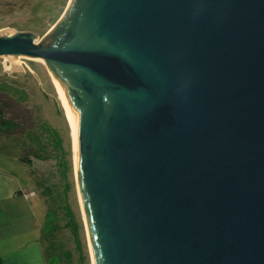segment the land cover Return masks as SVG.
Masks as SVG:
<instances>
[{
	"label": "water",
	"instance_id": "95a60500",
	"mask_svg": "<svg viewBox=\"0 0 264 264\" xmlns=\"http://www.w3.org/2000/svg\"><path fill=\"white\" fill-rule=\"evenodd\" d=\"M1 57L76 124L93 264H264V0H72Z\"/></svg>",
	"mask_w": 264,
	"mask_h": 264
},
{
	"label": "rangeland",
	"instance_id": "374dc122",
	"mask_svg": "<svg viewBox=\"0 0 264 264\" xmlns=\"http://www.w3.org/2000/svg\"><path fill=\"white\" fill-rule=\"evenodd\" d=\"M68 2L0 0V36L31 33L45 45ZM3 100L5 119L19 126L0 135V253L28 247L25 254L35 259L23 264H91L72 133L47 68L34 59L1 57Z\"/></svg>",
	"mask_w": 264,
	"mask_h": 264
},
{
	"label": "bare ground",
	"instance_id": "6f19581e",
	"mask_svg": "<svg viewBox=\"0 0 264 264\" xmlns=\"http://www.w3.org/2000/svg\"><path fill=\"white\" fill-rule=\"evenodd\" d=\"M71 1L72 0H69V2L67 3V6L63 12V14L65 13V11L69 8L70 4H71ZM62 17V15H61ZM60 17V19H61ZM57 22V21H55ZM54 22V23H55ZM12 58V57H11ZM25 58H28V59H34V60H37L39 62H41L44 66H45V62L42 60V59H39V58H31V57H25ZM48 70V69H47ZM49 72V71H48ZM50 73V72H49ZM51 76V74H50ZM52 78V76H51ZM53 79V78H52ZM54 83V81H53ZM55 85V84H54ZM56 90H57V93H58V96H59V92H58V88L55 86ZM60 98V97H59ZM61 103H62V106H63V109H64V112H65V116L67 118V121L69 123V126H70V129H71V133H72V145H73V162H74V173H75V179H76V185H77V178H76V147H77V137H76V134H77V129H76V124L75 122L70 118V115H69V112L66 108V105L64 103V101L61 99ZM77 194H78V187H77ZM78 198H79V194H78ZM79 203H80V198H79ZM80 206H81V203H80ZM82 210V209H81ZM84 219V218H83ZM85 225V224H84ZM87 232V230H86ZM87 237H88V234H87ZM88 245H89V239H88ZM89 251H90V246H89ZM90 256H91V251H90ZM91 264H93L92 262V256H91Z\"/></svg>",
	"mask_w": 264,
	"mask_h": 264
},
{
	"label": "crops",
	"instance_id": "0c3cea01",
	"mask_svg": "<svg viewBox=\"0 0 264 264\" xmlns=\"http://www.w3.org/2000/svg\"><path fill=\"white\" fill-rule=\"evenodd\" d=\"M27 250H28V247L24 248V250L16 252V253L9 252L7 255H3L2 253H0L3 264H23V262L25 260L31 261V260L35 259V258H33L34 255H31L29 258V256L27 254H25V251H27ZM37 252H38L39 259H40L39 262H42L43 257H41L39 255L40 250L37 249Z\"/></svg>",
	"mask_w": 264,
	"mask_h": 264
},
{
	"label": "trees",
	"instance_id": "16d2710c",
	"mask_svg": "<svg viewBox=\"0 0 264 264\" xmlns=\"http://www.w3.org/2000/svg\"><path fill=\"white\" fill-rule=\"evenodd\" d=\"M5 102L0 101V135H11L10 132L13 128H17L19 124H17L12 118H6V115L9 114L7 111H3V107L5 106ZM7 106V105H6ZM0 264H3L1 256H0Z\"/></svg>",
	"mask_w": 264,
	"mask_h": 264
},
{
	"label": "flooded vegetation",
	"instance_id": "af4514ba",
	"mask_svg": "<svg viewBox=\"0 0 264 264\" xmlns=\"http://www.w3.org/2000/svg\"><path fill=\"white\" fill-rule=\"evenodd\" d=\"M35 157L37 158V153H35Z\"/></svg>",
	"mask_w": 264,
	"mask_h": 264
}]
</instances>
